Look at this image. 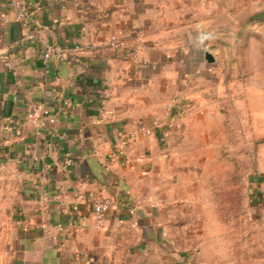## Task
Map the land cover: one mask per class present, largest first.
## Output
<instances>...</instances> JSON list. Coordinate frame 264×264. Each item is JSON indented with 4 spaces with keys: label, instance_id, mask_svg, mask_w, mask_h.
Here are the masks:
<instances>
[{
    "label": "crops",
    "instance_id": "crops-1",
    "mask_svg": "<svg viewBox=\"0 0 264 264\" xmlns=\"http://www.w3.org/2000/svg\"><path fill=\"white\" fill-rule=\"evenodd\" d=\"M25 1L26 25L0 0V264H134L170 240L159 198L178 190L174 161L193 156L190 146L218 154L228 119L264 129V23L247 25L264 0ZM114 35L137 44V60L109 46ZM46 44L62 50L48 72ZM36 104L56 122L34 120ZM166 108L154 134L111 157ZM258 145L250 181L264 217ZM99 195L116 203L105 228L93 217Z\"/></svg>",
    "mask_w": 264,
    "mask_h": 264
},
{
    "label": "rangeland",
    "instance_id": "rangeland-1",
    "mask_svg": "<svg viewBox=\"0 0 264 264\" xmlns=\"http://www.w3.org/2000/svg\"><path fill=\"white\" fill-rule=\"evenodd\" d=\"M169 115L166 108L160 118L165 123ZM257 117L254 113L253 124ZM243 124L234 118L222 123L218 154L211 146H199L198 156L190 146L193 156L174 161L178 172L172 181L178 190L166 202L163 187L159 198L170 240L134 264H264V217L255 208L250 181L264 129Z\"/></svg>",
    "mask_w": 264,
    "mask_h": 264
},
{
    "label": "built area",
    "instance_id": "built-area-1",
    "mask_svg": "<svg viewBox=\"0 0 264 264\" xmlns=\"http://www.w3.org/2000/svg\"><path fill=\"white\" fill-rule=\"evenodd\" d=\"M10 5L14 13L16 14L18 20L23 24L28 23V6L25 0H10ZM109 46L118 52H121L123 56L128 59H138L139 47L137 44H130L123 38L118 36H112L109 40ZM62 50L53 44H46L45 51L42 54V63L46 72L50 69V62L55 55L60 54ZM1 90V87H0ZM167 113H169L167 111ZM34 120L39 121L41 117H47L50 123L56 122V115L50 110V108L42 105L36 104L33 106V111L30 114ZM163 125L162 118L153 119L150 124H139L134 129L129 130L123 136V139L118 140L111 152V157L113 159H120L125 157L131 147V145L139 138L141 134L152 135L158 128ZM52 134V131H49ZM47 143V140H45ZM73 163V158L70 152L66 153L63 158L62 165L71 166ZM47 166H44L42 172H46ZM3 171V164L0 163V175ZM116 205L115 200L111 196L99 195L93 200V217L95 225L98 228H105L107 226L108 213ZM133 212V211H132ZM24 229H28L29 222L26 220L22 221Z\"/></svg>",
    "mask_w": 264,
    "mask_h": 264
},
{
    "label": "water",
    "instance_id": "water-1",
    "mask_svg": "<svg viewBox=\"0 0 264 264\" xmlns=\"http://www.w3.org/2000/svg\"><path fill=\"white\" fill-rule=\"evenodd\" d=\"M255 23H264V11H259L257 13H255L248 21H247V25H252ZM206 57L208 58V60H212V54L207 53Z\"/></svg>",
    "mask_w": 264,
    "mask_h": 264
},
{
    "label": "trees",
    "instance_id": "trees-1",
    "mask_svg": "<svg viewBox=\"0 0 264 264\" xmlns=\"http://www.w3.org/2000/svg\"><path fill=\"white\" fill-rule=\"evenodd\" d=\"M261 142H264V137H261L258 139V144L261 143ZM256 166V165H255ZM255 169V168H254Z\"/></svg>",
    "mask_w": 264,
    "mask_h": 264
}]
</instances>
